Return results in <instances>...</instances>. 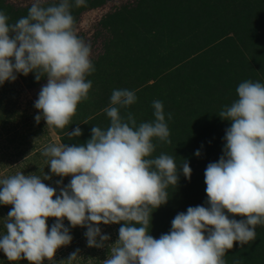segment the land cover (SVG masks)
Returning a JSON list of instances; mask_svg holds the SVG:
<instances>
[{
	"label": "clouds",
	"instance_id": "clouds-1",
	"mask_svg": "<svg viewBox=\"0 0 264 264\" xmlns=\"http://www.w3.org/2000/svg\"><path fill=\"white\" fill-rule=\"evenodd\" d=\"M44 3L32 0L27 15L15 23L0 11V84L15 81L16 73L35 72L37 82L46 76L34 104L42 117L37 115L35 120L39 123L43 118L47 126L64 129L78 104L89 98L92 81L86 76L95 68L91 45L77 35L73 5L69 0ZM74 4L86 6V0ZM236 91L238 99L219 113L231 121L224 155L205 171L209 207L198 205L178 213L170 233L159 239L149 234L153 209L167 203L166 189L179 180L172 156L162 153L151 158L153 140L170 144V131L161 101H153L154 121L137 125L131 113L126 117L120 113L136 103V93L116 89L104 109L109 127H92L86 145L60 143L43 149L51 173L72 177L59 195L34 174L17 172L0 179V204L13 206L4 223L6 234L0 235V250L12 262H52L57 250L72 241L64 218L73 228L87 227L89 247H103L110 239L99 224L123 221L119 239L110 245L111 254L103 264H226L224 257L234 243L249 244L256 239L257 225L264 226V84L246 80ZM81 134L79 127L67 133L70 138ZM182 171L190 179L187 162ZM226 213L246 219H230ZM50 217L56 222L49 230ZM78 252L70 254L68 264Z\"/></svg>",
	"mask_w": 264,
	"mask_h": 264
},
{
	"label": "rangeland",
	"instance_id": "rangeland-1",
	"mask_svg": "<svg viewBox=\"0 0 264 264\" xmlns=\"http://www.w3.org/2000/svg\"><path fill=\"white\" fill-rule=\"evenodd\" d=\"M4 1L0 5L2 6L0 11H4L9 16V23H15L21 18L14 14L16 10L19 8L28 9L32 3V0ZM72 1L69 0L74 8L75 4ZM89 1L96 3L97 6L83 10L74 17L75 20L77 19L75 22L77 35L91 45L90 59L95 71L86 76V80L92 81L89 98L78 104L70 124L64 129H58L47 126L43 118L39 123L35 120L37 115L42 117L41 111L36 109L34 104L42 86L47 83L46 76L37 82L35 72H31L27 76L16 73L15 81H5L0 84V179L7 178L17 172H23L25 175L34 174L40 176L43 183L55 188L56 195H59L61 188L66 187L72 177L70 175L61 177L51 173L50 165H48L50 158L42 155L43 149L50 144H65L63 139H66L71 144L70 146L86 145L87 141L91 139L92 127H100L103 123H106L105 129L109 127L110 118L107 117L104 109L110 105L111 94L116 89H128L134 91L137 96L135 104L120 109L122 116L126 117L128 113H131L136 119L137 125L142 122L154 121L152 104L154 100H159L163 103L165 122L171 124L174 121L171 112L177 111L179 107L176 104V97L187 93L185 98L181 97L180 99L182 103H185L184 106L189 107L188 111L198 98L197 92H194L193 96L192 91H188L189 89L183 90V81H187L188 78L189 83V78H191L194 80L191 89L196 88L197 81L194 79L196 76L190 73L192 69L195 71L197 68L199 69L196 74L200 70L207 69L210 60H206V63L200 62L203 58L208 59L212 56L211 53L206 52L211 51L215 54L220 51V49H212L213 41L217 40L219 29L228 28L224 31V33L227 32V37H222L219 40L220 43L227 42L231 38L236 41L235 48L227 45L224 48V53L229 57H234L232 59L235 64L233 71L240 83L251 80L264 84V34H262L264 30V0H222V2L221 0H204L203 3L215 6L212 7L213 11L211 12L207 11L200 0H190L193 1L191 2L193 15L198 14L200 10L209 14L210 17L205 16L204 27L213 24L210 30L204 27L197 30V35V31L193 29L192 32L184 34V30L182 32L174 26L168 28L175 18L166 15V12L174 11L176 7L180 6L182 0H170V2L169 0ZM59 2L60 0H45L44 5L58 4ZM162 4L165 6L161 9L159 5ZM222 6L232 10V14L240 11L239 8L248 10V15H244L245 19L247 18L250 22L248 26L236 33L232 26H228L229 23L222 20L223 17L220 16V7ZM201 7L202 9H200ZM132 18H135V22H132ZM186 19L190 23L194 20ZM178 22L182 24V21ZM152 27L160 31L157 37L163 35L164 38L161 37L164 39L163 44L159 43L160 45H158L155 41L151 43L144 35ZM170 38L174 39L176 43L168 44ZM204 54L208 56L203 57ZM194 59H197V62ZM174 76L179 77L180 85L175 91L172 89ZM237 99V91L229 90L228 94L222 97L223 108L230 106ZM216 101L220 103V99L217 98L212 102L218 105L219 103ZM146 107L149 108L147 111L143 109ZM183 111L180 107L178 114L185 117V114H182ZM170 113L171 119H169ZM103 118H106V122L102 120ZM77 127L81 129L82 134L79 137L70 138L67 133H71ZM156 152L160 155L163 149L160 148ZM216 153L211 156L208 162H205V166L218 162L224 155L223 150ZM44 175L51 176V179L44 180ZM192 178L194 179L195 176ZM57 181H61V183L57 184ZM200 182L202 183L201 187L192 191L193 197L187 198L190 204H183L181 209L183 213L187 212L188 207L207 204L205 176H202ZM167 192L169 193L168 190ZM12 207V205L0 204V235L6 234L4 223ZM167 210L168 208L165 209V211ZM226 214L230 219H246L240 215ZM55 222L56 218L47 219L49 230ZM63 224L69 229L72 241L57 250L54 261L50 262L45 259L43 264H62V262L68 264L66 260L77 249L79 250L78 257L71 261V264H103V261L111 254L110 245L115 244L119 239L118 224L105 225L101 223L98 225L101 233L108 235L110 239L104 242L103 247H89L85 236L87 227L73 228L67 218H64ZM259 226L261 227V225H257V227ZM97 240L99 241V237ZM0 264H29V262L26 259L16 262L9 261L0 250Z\"/></svg>",
	"mask_w": 264,
	"mask_h": 264
},
{
	"label": "trees",
	"instance_id": "trees-1",
	"mask_svg": "<svg viewBox=\"0 0 264 264\" xmlns=\"http://www.w3.org/2000/svg\"><path fill=\"white\" fill-rule=\"evenodd\" d=\"M203 1L204 0H200V3L205 5L204 7L207 8V11H213L212 7L215 6H212L210 3H203ZM3 2L5 1H0V5L3 4ZM72 2H74V0ZM191 2L193 1L182 0L179 4L180 6L176 7L174 11L166 12V15L168 14L169 16L175 18L174 22L171 23L168 28L174 26L177 28V30L180 29V31L182 32L184 30L183 33L185 34L187 32H192V29L197 31L204 27L205 16H209V14H205L200 10L198 11V14L193 15ZM53 4L54 3H48L44 6H50ZM96 6V3L86 0V6L72 8L71 14L75 17V15H79L83 10ZM164 6L165 5L163 4L159 5L160 8ZM0 7L2 8V6ZM5 8H8V6H5ZM200 9H202V7ZM239 9L240 11H236L232 14V10L227 9L224 6L220 7V16L223 17L222 20H224L225 23H229L228 26H232V28L236 30V33L239 30L241 31L242 28H245V26H248V24L250 23L248 22V19H245L244 17V15H248L249 11L242 10L241 8ZM27 12L28 9L19 8L14 12V14L16 16L23 17L27 15ZM186 18H191L194 20H192V22L190 23ZM179 20L180 22L182 21V24L178 22ZM132 22H135V18H132ZM162 26L160 27V29L162 28ZM212 26L213 24L204 28L210 30ZM155 29L156 28L154 27L150 28L149 32L144 35L148 37L151 43L152 41H155L156 43H158V45L163 44L164 39H161L163 35L160 34L162 36L157 37V34L160 31ZM226 29H219L217 40L213 41L214 45L212 49H220V51L215 52V54L211 51L206 52L211 53L212 56L208 57V59L203 58L205 60L202 59L200 61L201 63H206V60H210V65L207 67V69L205 71L200 70L198 74H196L199 70L198 68L196 71L192 69V72L190 74L196 76L194 77V79L197 81L196 88L191 89L192 81H194L191 80V78H189V83L188 78L187 81H183V90L189 89L188 91H192L193 96L194 92H197L198 98H196V101L194 105L191 106L189 112V107L184 106L185 103H182L180 99L181 97L185 98L187 93H183L181 96L176 97V104H178L179 107L177 111H170L173 114L172 120L174 121H172V125L167 124L170 131L169 139L171 140V143H165L159 141L158 139L153 140L155 151L153 152L151 158L158 157L159 155L156 151L162 148L163 154L170 155L174 158L178 168L177 174L179 177L176 186L170 185L166 189V191H169L167 203L162 204L159 208L155 210L153 209L152 211L154 213H152L151 220H154L150 221L148 230L149 234L156 239H159L162 234L170 233L172 228V220L178 213H182L181 209L183 204H190L187 198L191 196L193 197L194 193H192V191H195L196 189L201 187L202 183L200 182V180L202 176H205V171L207 168V166H205V162H208L212 155H216V152L224 150V146L226 144V130L231 127V121L222 119L219 116L220 111L223 109L222 97L228 94L229 90H236L240 84L239 79L237 78V76H235V72L233 71L235 64H233L232 59L234 57H229L224 53V48H226L227 45L235 48L234 45L236 44V41L232 38L223 43H220L219 41L222 37H227V32L224 33ZM155 31L157 33H154ZM197 34L198 31L196 32V35ZM262 34H264V30L262 31ZM169 43L174 44L176 42H174V39L170 38L168 44ZM206 56L208 55H203V57ZM194 61L197 62V59H194ZM178 79L179 77L174 76V85L172 88L174 91L180 86ZM216 98L220 99V103L219 101H216V103H219L218 105L212 102ZM180 107L182 108V110H184L182 114H185V117L178 114ZM143 109L147 111L149 108L146 107ZM102 120L106 122V118H103ZM105 127L106 123H103L100 126L102 130L105 129ZM63 140L67 146L71 145L66 141V139ZM197 151L200 152L199 156L196 155ZM185 162L189 164V167L192 170L190 179L185 178L182 171V165ZM193 175L195 176V180L192 178L194 177ZM197 177L198 179L196 180ZM200 206L209 207L208 204H201ZM167 208L168 210L165 211V209ZM123 223V221L119 223L118 227L120 228ZM135 226L138 227L139 225ZM255 231L256 239L249 244H245L243 245V247H241L238 242L234 243L233 248L228 250L224 257L226 264H236L237 261H239L240 264H264V226L256 227ZM205 235L207 236V233H205Z\"/></svg>",
	"mask_w": 264,
	"mask_h": 264
}]
</instances>
